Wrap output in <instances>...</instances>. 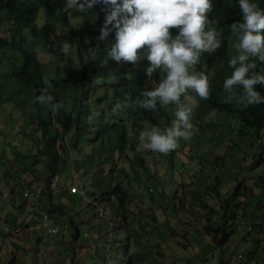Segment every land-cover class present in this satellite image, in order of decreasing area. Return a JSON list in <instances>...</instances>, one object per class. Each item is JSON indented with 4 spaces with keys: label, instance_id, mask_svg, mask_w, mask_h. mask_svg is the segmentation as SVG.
<instances>
[{
    "label": "trees",
    "instance_id": "obj_1",
    "mask_svg": "<svg viewBox=\"0 0 264 264\" xmlns=\"http://www.w3.org/2000/svg\"><path fill=\"white\" fill-rule=\"evenodd\" d=\"M212 4L208 27L220 31L221 47L212 55L202 54V62L195 68L207 74L209 95L207 99H200L188 92L195 101L190 117L198 130L194 136L196 139L204 137L196 147L208 143L212 157L205 154L199 157L200 168L191 181L193 188L180 196L176 205L188 199V211L201 225V233H196L198 242L201 234L208 237L210 242L204 244V249L207 252L219 250L218 260H221L232 236L241 234L239 242L246 237L254 241V232L264 230V103L241 109L235 103L221 101V83L230 73L227 66L232 54L229 25L240 19V12L236 0H212ZM259 7L264 10V0H259ZM101 8V5H94L91 12L82 14L86 16L85 26L76 32L70 24L69 9L61 5L46 0H0V103H15L16 107L29 109V124L39 132L36 153L25 157L32 161L40 157L45 160L44 189L40 188L39 194L46 214L51 219L52 215L58 217L50 226H57L58 233L61 225L63 229L72 228L71 237L77 239L78 227L62 208L65 206L63 199L72 205L80 200L82 192L70 193L67 188L69 194L65 192V197H60V203L56 204L53 189L63 185L60 177L64 173L67 177L80 169L83 176L90 177L87 193L94 196L93 201H104L113 211V217L127 224L126 227L114 226L113 232L120 236L114 235L104 247L107 258L103 261L106 264H162L163 245L150 244L148 238L156 229L148 222L136 225L140 219H135L128 209L133 201L132 191L142 184L138 168L147 179L149 168L139 155L128 158L125 153L129 138L137 136L142 127L170 125L174 116L170 107L161 109L157 105L156 112H151L136 105L140 90L153 86L157 75L154 73L152 78L145 75L146 61L143 59L133 67L127 62L117 64L107 57L112 33L104 40L98 38L104 20ZM41 10L45 21L38 24ZM59 25L66 32L70 31L76 59V65L71 66L73 71H64L62 67L55 69L54 76L60 79L47 74L35 47L38 41L45 51L53 53L51 37ZM169 31L175 35L177 29ZM261 35L264 37V29ZM93 49L95 58L91 56ZM255 70L264 73V61H257ZM255 87L264 95V85ZM41 95H51L52 103L66 96L71 103L67 111H53L50 106L36 102V97ZM196 139L193 138L194 143ZM182 142L185 141L179 140V146ZM85 145L89 152L80 150ZM76 151L83 154L81 160L73 158ZM164 157L174 165L173 151ZM119 163L123 168L117 166ZM150 182L156 188L157 180ZM36 190L34 187L33 192ZM156 194L157 207L162 208L165 203L176 214L174 202L164 201L163 189H157ZM148 216L150 221L155 219ZM143 232L147 234L145 245L141 240ZM57 236L56 233L46 237ZM157 236L167 237V227L158 228ZM46 237L40 233L37 240L46 243ZM262 245L259 249L257 244L253 250L243 249V261L264 264V243ZM232 255L235 254L218 264H231Z\"/></svg>",
    "mask_w": 264,
    "mask_h": 264
},
{
    "label": "rangeland",
    "instance_id": "obj_2",
    "mask_svg": "<svg viewBox=\"0 0 264 264\" xmlns=\"http://www.w3.org/2000/svg\"><path fill=\"white\" fill-rule=\"evenodd\" d=\"M46 1L61 5L64 9L65 0ZM81 15L72 9L68 10L70 24L76 32L83 30L85 26L84 19L86 16ZM44 21L45 18L41 10L38 24ZM56 27L51 37L53 53L45 51L38 41H35V47L37 57L44 64V70L47 71V74L50 77L60 79V77L54 76L55 69L62 67L61 69L64 71H73L71 66L76 65V59L69 37L70 31L66 32V29L60 25ZM205 75L207 74L205 73ZM48 84H51L50 80H48ZM61 98L59 102L66 100V96H61ZM181 99L195 104L188 92ZM28 111L29 109L16 107L15 103H0V264H106L103 261L104 258H107L104 247L106 248L109 241L113 240L114 235H118V233L113 232L114 226L126 227L127 224L124 221L121 223L113 217V211L104 201H93L94 196L87 193L91 181L90 177L83 176L80 169L69 174V177H66L64 173L60 177L63 185L53 189V201L56 204H59L60 199L68 193L67 188L70 190L72 186H75L76 190L82 192V195L79 193L81 195L80 200L73 202L72 205L66 204L67 201L63 199L65 206L62 208V212L68 217L71 216L73 224L78 227L77 239L71 237L72 228L63 229L61 225V231L57 237L45 236V245L41 239L36 241L37 236L40 237V231L33 219V211L36 206H38L37 209L45 210V206L42 204L44 202L43 199L23 201L22 192L26 187L39 188L41 186L43 190L46 171L45 160L42 157L33 161L31 158L25 157L35 153L39 147L37 145L39 132L33 130V125L29 124ZM190 124L189 138L184 140L185 142H182L183 145L180 146L178 141L176 151L175 149L172 150L175 165L171 160L164 157L172 151L163 155L145 151L141 147L138 135L129 138L131 144L127 145L125 155L128 158L139 155L149 168L148 172L150 173L149 179H147L141 169L138 168L139 179L142 184L135 191H132L133 201L128 206L129 212H132L135 219H140L136 225L148 222L151 223L152 228L156 229L154 233L150 232L148 238L150 244L160 243L163 245L165 257L160 258L162 264H218L223 263L233 253L235 255L231 256V264H256L255 261H243L242 251L243 249L253 250L256 244L259 246L258 249L261 248L264 243V230L254 232V241L251 240V237H246L239 242V239L242 240L241 234L232 236L223 257L218 260L219 250L207 252L203 247L204 244L210 242L208 237L201 234L200 241L197 240L196 233H201V225L194 216L190 215L188 199L185 198L182 204L176 205L177 199L183 196L187 190L193 188L191 181L193 180L192 176L197 174L200 168L199 157L203 154L212 157L208 143H204L199 148L196 147L203 142L204 137L201 135L196 139L194 135L198 130L192 123ZM146 127L149 126L146 125ZM210 129L218 131L216 128ZM193 138L196 139L195 143ZM81 149L84 152H89L86 145L82 146ZM17 152L18 155L16 156ZM72 155L74 159L81 160L83 158V154L79 151ZM117 166L123 168L121 163ZM104 167L107 168L108 166L105 165ZM125 169L131 171L127 166ZM151 180H157L156 188L154 183L150 182ZM54 184L55 182H53ZM231 184L232 182L228 183L224 188ZM159 188L163 189L164 201L172 200L174 202L176 214L165 203H163L162 208L157 207L159 200H157L158 195L155 193ZM62 192H64L63 196L57 195ZM26 212L30 214L25 215ZM22 214L24 218L18 225L17 218ZM149 214L155 219L150 221ZM42 215L39 214L38 216L41 217ZM57 218L56 215H52L53 221ZM59 220L61 221V219ZM41 224L44 225L42 230H45L46 226L49 225V220L44 218ZM165 226L167 227V237L157 236V229L163 230ZM146 230L145 227L144 231L146 232ZM146 238L147 234L143 232L141 240L144 245ZM164 240L166 242L162 243ZM230 252L232 253L229 255ZM97 258L98 260L94 262V259Z\"/></svg>",
    "mask_w": 264,
    "mask_h": 264
},
{
    "label": "clouds",
    "instance_id": "obj_3",
    "mask_svg": "<svg viewBox=\"0 0 264 264\" xmlns=\"http://www.w3.org/2000/svg\"><path fill=\"white\" fill-rule=\"evenodd\" d=\"M236 4L240 19L229 25L232 54L227 59L230 73L221 83V101L246 109L264 103V95L255 87L264 85V73L255 70L256 62L264 61L261 35L264 10L259 7V0H236ZM94 5H101L104 11L98 38L104 40L112 33L107 57L133 67L143 59L145 75L149 78L157 75L153 86L140 90L136 105L151 112H156L157 105L161 109L170 107L174 119L163 127L159 124L142 127L138 139L145 151L167 154L176 149L179 140L190 136V117L195 105L182 101V96L191 92L207 99L209 95L208 76L195 68L202 62V54L212 55L221 47L220 31L208 27L212 0H65L64 9L86 14ZM170 28L177 29L175 35L170 34ZM91 56L96 57L95 49L91 50ZM52 100L51 95L36 97L37 103L48 105L53 111H67L71 103L67 99L56 103ZM40 188L35 196H25V191L33 192V188L26 187L23 201L41 199ZM37 207L33 219L39 212L46 214ZM23 218V214L17 218L18 225ZM36 224L44 235L42 227Z\"/></svg>",
    "mask_w": 264,
    "mask_h": 264
},
{
    "label": "built area",
    "instance_id": "obj_4",
    "mask_svg": "<svg viewBox=\"0 0 264 264\" xmlns=\"http://www.w3.org/2000/svg\"><path fill=\"white\" fill-rule=\"evenodd\" d=\"M38 190L36 192H30V191H25L24 195L25 196H35V194H37ZM77 192L75 186L70 188V193H74ZM39 214H43L41 217H39ZM47 218L49 220V225L46 226L45 230H44V235H51V234H58V227L57 226H50V218L48 217L47 214L43 213V212H39L35 217V221L42 227L44 225H42L41 223L43 222V219Z\"/></svg>",
    "mask_w": 264,
    "mask_h": 264
},
{
    "label": "crops",
    "instance_id": "obj_5",
    "mask_svg": "<svg viewBox=\"0 0 264 264\" xmlns=\"http://www.w3.org/2000/svg\"><path fill=\"white\" fill-rule=\"evenodd\" d=\"M36 241H38V240L36 239ZM43 243H45V240H43Z\"/></svg>",
    "mask_w": 264,
    "mask_h": 264
}]
</instances>
